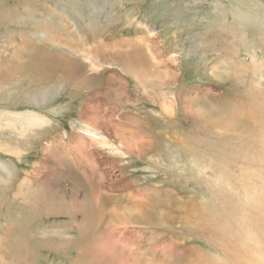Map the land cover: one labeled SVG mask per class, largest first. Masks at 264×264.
Returning a JSON list of instances; mask_svg holds the SVG:
<instances>
[{"label":"rangeland","instance_id":"obj_1","mask_svg":"<svg viewBox=\"0 0 264 264\" xmlns=\"http://www.w3.org/2000/svg\"><path fill=\"white\" fill-rule=\"evenodd\" d=\"M119 42L120 51L141 45L151 67L134 59V76L113 52L95 53ZM65 56L82 64L87 86L68 80V66L61 74L60 66L45 69ZM2 64L11 74L0 69V115L31 110L42 120L0 119V264H72L102 249L89 229L72 227L81 215L51 213L72 196L70 175L87 179L62 163L64 150L76 152L67 141L77 138L105 202L99 235L109 229L125 253L117 261L107 255L114 264H155L171 251L190 264H264V0H0ZM242 95L249 109L233 120L226 110ZM86 101L97 135L79 132ZM37 188L41 199L55 197L45 215L29 208ZM161 194L171 203L156 212L171 216L159 225L154 216L137 221L144 196Z\"/></svg>","mask_w":264,"mask_h":264},{"label":"bare ground","instance_id":"obj_2","mask_svg":"<svg viewBox=\"0 0 264 264\" xmlns=\"http://www.w3.org/2000/svg\"><path fill=\"white\" fill-rule=\"evenodd\" d=\"M123 43H121V42H119V44L118 43H116L115 45H111V47L109 46V45H105L104 43H100L98 46H96V48H95V53H97V54H99L100 56H106L107 55V53L108 52H113L112 53V58L111 59H113V61L114 62H116V64H118V66H120L121 68H123L124 69V71L127 73V74H133V64H132V61L135 59L136 60V65H140L141 66V69H145L144 68V66L145 67H147L148 66V68L149 67H151V65L150 64H148V63H150V60H148V58L149 57H147V55L144 53V49L143 48H141L142 46L141 45H136L135 47H133L132 49H130V50H123V51H120V50H122V47L121 46H123L122 45ZM153 44V47H154V50L155 49H157V47H156V45H154V42L152 43ZM124 45H127L126 44V42H125V44ZM151 45V44H150ZM33 47V46H32ZM121 47V48H120ZM126 47V46H125ZM22 50V49H21ZM120 51V52H119ZM22 52V51H21ZM90 52V51H89ZM28 53V52H27ZM26 53V54H27ZM145 54V55H144ZM18 55V54H17ZM26 56V55H25ZM27 56H28V54H27ZM70 56V55H69ZM30 57V56H29ZM64 57V56H63ZM63 57H62V59H63ZM130 57V61L129 62H126V59H128ZM41 58V57H40ZM65 58H66V56H65ZM28 59V58H27ZM31 59H33V57L31 58ZM59 60H60V57H59ZM27 62L29 61V60H26ZM71 61H73V60H71ZM71 61L69 60V58L67 59L66 58V60L64 61L65 63L63 64V65H61L60 63H58L57 65H54V66H52L50 69H52V68H55V67H58V66H60L61 67V70L59 71L60 73L59 74H61L62 73V71L64 70V69H66L67 68V66H68V76H69V81H71L72 82V84L74 85V86H76V87H78V86H80L81 84H83V85H86V83H87V81H84L83 79H79V77L81 76L80 75V73H81V67H82V64H77L76 66H75V63H74V61H73V63H71ZM30 62V61H29ZM30 64V63H29ZM47 64V63H46ZM60 64V65H59ZM33 65V64H32ZM135 65V66H136ZM64 67H66V68H64ZM119 67V68H120ZM0 69H2L1 70V72H3L2 73V75L1 76H4L5 75V77L6 76H9L10 74H11V67H9V69L7 70V65H4V64H2V65H0ZM5 69V70H4ZM12 69H14V68H12ZM139 70V69H138ZM57 71V72H58ZM37 72V71H36ZM43 72V71H42ZM84 72H86V71H84ZM83 72V73H84ZM53 73V72H52ZM88 73V72H87ZM142 73V72H141ZM147 73V72H146ZM43 74H47L46 72L45 73H43ZM148 74V73H147ZM84 75V74H83ZM89 75V74H88ZM134 75V74H133ZM135 76V75H134ZM137 76V75H136ZM152 76V75H151ZM43 77V76H42ZM131 77V76H130ZM75 78H77V79H75ZM81 78H83V77H81ZM88 78V77H87ZM95 79H97L96 77H94ZM94 78H91V82L90 83H88V86L91 84V85H93V83H92V81L94 80ZM142 78V77H141ZM141 78H140V80H141ZM137 79V78H136ZM145 79H147V76H146V74H145ZM155 85L153 86V87H155L158 83H154ZM123 85V84H122ZM159 85V84H158ZM87 86V85H86ZM124 86V85H123ZM123 86H121L122 88H123ZM140 86V85H139ZM145 86H147L146 84H145ZM103 87V86H102ZM120 87V88H121ZM124 89V88H123ZM149 90V89H148ZM152 90V89H151ZM153 90L154 91H157V92H159L158 90H159V88L158 89H156V88H153ZM94 96V95H93ZM154 96V95H153ZM245 95H242L239 99H242V100H240V103H238V104H236V107H237V109H229V110H226V116H229V117H231L233 120L234 119H236V120H238V121H242V119H243V117L245 116L243 113H242V109L243 108H248L249 109V102H248V99H247V95L244 97ZM250 100V99H249ZM90 103V102H89ZM86 104H88L87 102H86ZM86 104L84 105V107L82 106V110H81V115H82V118H83V124H84V122L86 123L85 125V128L82 130H79V132H83L84 131V136H86V135H88V136H91V135H93V130L89 127V126H87V125H91V123H90V119H88L87 117H86V115H87V110H88V106H86ZM171 105V104H170ZM92 106V105H91ZM169 107V106H168ZM86 111V112H85ZM244 111V110H243ZM29 114H27V115H23V116H25L24 118V121L29 125V122H30V119H32V118H35L36 117V120H37V122H39V119H41V118H39L38 116H35V115H33L32 113H33V111H31V110H29V111H27ZM2 115H0V119H5L4 118V116L5 117H7V118H11V119H13L14 121H17L18 120V118H20V117H22V116H18V117H16V116H13V115H9V114H5V113H1ZM247 116V115H246ZM251 116V115H250ZM247 117H249V116H247ZM252 117V116H251ZM11 119H9V120H11ZM96 119V118H95ZM21 120H22V118H21ZM42 120V119H41ZM245 120H247V119H245ZM20 121V120H19ZM89 121V122H88ZM251 122V121H250ZM22 123V122H21ZM209 123V122H208ZM207 123V124H208ZM214 124V123H213ZM25 126V125H24ZM92 132H91V131ZM78 132V133H79ZM95 133V135H97V133L96 132H94ZM79 135V134H78ZM75 137H76V135H75ZM249 137V136H248ZM73 140L74 139H72V142H73ZM78 142H77V144H75V143H73V146H74V150L76 151V153H77V167L82 171V173L81 174H83V176L85 175L86 176V178L87 179H89V180H87V179H85V180H78V181H75V177L76 176H80V175H77V174H72V175H70L71 176V180H72V186H73V188H72V190L71 191H73V194H72V196L70 197V199H68L69 201L67 202V203H65V202H63V200H62V202H63V204L59 201L57 204L54 202L55 200V197H54V199L53 200H51L52 199V197H51V199H49V198H46V197H48L47 195H46V193H45V197H44V199H41L40 198V196H39V188H37L36 190H34L33 191V196L34 197H32V201H30L28 204H29V208H30V211H36V212H41L42 214H47V213H49V208L55 203V205H56V207L53 209V212H56V211H58V212H60L61 213V211H62V209L66 212H68L69 214H78V215H81V218H82V220H77L76 218L74 219H72V221L73 222H71V225H74V226H72V227H74V228H76V229H78V231L79 230H83V229H89V232L88 233H90V232H92V235H94L92 238L94 239V240H96L95 242H98V243H100L103 247H102V249L99 247V249H95V256H93L92 255V257H88V256H82V258H83V260H78V261H74V263H72V264H77V263H82V261H84V264H114V262L115 261H117V260H120V258H122L123 257V255L125 254L124 252H122L123 250H122V247H121V244L119 243V241H115V240H113L112 238V236L109 234V233H107L108 232V230H105V234L106 235H104V233H103V230H102V235H99V232H98V227L100 228V226L99 225H101V219H102V216H103V206H104V204H105V202H104V200H103V197H101L99 194V192L97 191V189H98V187L100 186V180L98 179V178H96V174H93V168H90L89 167V171L88 172H86V171H84L85 170V167L84 166H88V165H91V159H90V157H89V154H88V148L86 149V151L84 150V148L82 149L81 148V144H83L78 138L76 139ZM86 141H87V139H86ZM247 141H248V139H247ZM250 141H251V139H250ZM84 142V141H83ZM252 142V141H251ZM89 143V142H88ZM84 144H86V143H84ZM88 145V144H87ZM85 147V146H84ZM55 150L56 149H54V148H51L48 152L50 153V152H55ZM51 153V154H52ZM50 155V154H49ZM53 155V154H52ZM48 156V158L50 159L51 158V162H54L56 159H52L53 158V156ZM65 158H66V156L64 155V156H62V163H64V165H65ZM58 161L60 160V159H57ZM58 166V165H57ZM62 171V170H61ZM56 172H57V170H56ZM55 172V173H56ZM66 172V171H65ZM61 174H62V172H61ZM66 174V173H65ZM75 176V177H74ZM88 176V177H87ZM94 176H95V178H94ZM81 177V176H80ZM182 186V185H181ZM180 186V187H181ZM182 188V187H181ZM50 189V188H49ZM69 189V188H68ZM82 189V191L81 192H83L82 194L84 195V199L82 200V201H79V200H77V198H79L78 196H76L75 197V195H77V194H79L80 193V190ZM96 190V193H97V195H98V198H99V200L96 198V196H95V190ZM100 190V189H99ZM181 190V189H180ZM49 193V192H48ZM67 193V192H66ZM40 194L42 195V191L40 190ZM61 194V193H60ZM59 194V195H60ZM70 194V193H69ZM82 196V195H81ZM144 197H147V203H148V206H146V208H145V210H144V212L140 215V214H138V215H135L134 216V218L137 220V221H139V222H146V221H148V222H152V221H155L154 223H156L157 225H159V223L158 222H162V218H164V216H162V213H161V211H159L160 213H161V215H159L157 212H156V210L158 209V208H162V206H167V204H170L171 202H170V200H168V199H163L162 198V194L160 195V196H156V195H152V196H148V195H146V196H144ZM40 198V199H39ZM134 199V198H133ZM140 200H141V198H139ZM75 200H77V201H75ZM137 201H138V199H136ZM191 200H193V199H191ZM195 200V199H194ZM92 201H93V203H92ZM130 201V200H129ZM131 203H132V200L130 201ZM45 203H47V205H45ZM142 203V202H141ZM180 203V202H179ZM182 203V202H181ZM184 203V202H183ZM187 203V202H186ZM193 203V202H192ZM194 203H195V201H194ZM27 204V205H28ZM88 204V205H87ZM136 204H137V202H136ZM177 204H178V202H177ZM188 204V203H187ZM197 204V203H196ZM37 205H40V206H43V207H40L39 208V206H37ZM184 205V204H183ZM189 205H191V204H189ZM189 205H186V206H189ZM132 206H133V203H132ZM195 206V205H194ZM139 207H140V205H139ZM174 207V206H173ZM191 207V206H190ZM196 207V206H195ZM37 208H39V209H37ZM87 208V209H86ZM134 208V207H133ZM166 208H168V206L166 207ZM192 208V207H191ZM169 209V208H168ZM139 210H140V208H139ZM138 210V211H139ZM170 210H172V208L170 209ZM134 211H137V210H134ZM173 211H175V210H173ZM194 211L196 212V209L195 210H193L192 212H193V215H194ZM163 212V211H162ZM184 212H185V210H184ZM52 213V212H51ZM172 213V212H171ZM178 213V212H177ZM181 213V212H180ZM121 214V213H120ZM129 214V213H128ZM164 214V213H163ZM172 214H174V213H172ZM177 216H178V214H176ZM172 216L171 218L172 219H177L176 217L177 216ZM190 215L192 216V214H191V212H190ZM74 216V215H73ZM114 216H116V214L114 215ZM152 216H154L155 218H153ZM166 216H171V214H170V211H167V213H166ZM165 216V217H166ZM182 216V215H181ZM186 216H187V214H186ZM88 217V218H87ZM120 217V216H119ZM152 217V218H151ZM196 217V215L194 216V218ZM152 219V221H151V219ZM179 218H180V216H179ZM87 219H89L90 221H91V223H90V225H89V223H88V220ZM154 219V220H153ZM168 219V218H167ZM185 219V218H184ZM189 219H192L193 220V218H189ZM179 220V219H178ZM164 221H165V219H164ZM167 221V220H166ZM194 221V220H193ZM196 221V220H195ZM181 222V221H180ZM103 223V222H102ZM153 223V222H152ZM168 223H169V221H168ZM182 223H183V221H182ZM206 223V222H205ZM171 224H173V223H171ZM191 224V223H190ZM198 224V223H197ZM207 224V223H206ZM162 225V224H161ZM167 226H169V225H167ZM186 226V225H185ZM199 225H197V227H198ZM200 226H201V224H200ZM203 226H205V224L203 225ZM207 226V225H206ZM206 229V228H205ZM209 229H211V228H209L208 227V230ZM214 229V228H213ZM160 230H161V228H160ZM201 230V229H200ZM217 230H219V231H221L220 229H217ZM107 231V232H106ZM205 231V230H204ZM214 231V230H213ZM94 232V233H93ZM211 232L212 231H209L208 233H210L211 234ZM218 232V231H217ZM214 234H215V231H214ZM99 236H101L102 238H100ZM210 236V235H209ZM262 236V241H264V234L263 235H261ZM10 237V236H9ZM211 237V236H210ZM4 239V238H3ZM10 239H14V237L12 238V237H10ZM212 239V238H211ZM216 239V238H215ZM218 240V239H217ZM103 241V242H102ZM106 241H115V242H111V243H107ZM214 241V240H213ZM262 243V242H261ZM222 244V243H221ZM60 245H56V247H59ZM96 247L98 246V245H95ZM264 246V245H263ZM65 247H67V245L65 246ZM227 247H229V245H221V250H224V249H226L227 250ZM230 247H231V245H230ZM229 247V248H230ZM234 247V246H233ZM61 248H64V247H61ZM216 248V247H215ZM191 250H190V253H192V252H195L196 250L195 249H193V248H190ZM89 250V249H88ZM186 250V249H185ZM230 250V249H229ZM153 251V250H152ZM92 252V251H91ZM219 252V251H218ZM236 252V251H235ZM190 253H189V255H190ZM92 254H94L93 252H92ZM131 254V253H130ZM188 254V253H187ZM196 254V256L197 255H201L200 253H194V255ZM231 254V253H230ZM229 254V255H230ZM97 255H99V256H97ZM107 255H109V256H111V257H113L114 258V260H111V259H108V256ZM135 255V254H134ZM232 255V254H231ZM231 255H230V258H231ZM224 256H226V255H224ZM125 257V256H124ZM127 257V256H126ZM125 257V258H126ZM139 257V256H138ZM150 257V256H149ZM183 257V256H182ZM182 257H180L179 256V254L176 252V251H171L170 253H164V255H163V257H161V260L159 261V262H157V263H155V264H190L189 263V261L187 260V259H185V258H182ZM189 257H191V255L189 256ZM102 258V260H100ZM151 258V257H150ZM255 258V257H254ZM154 260V259H153ZM216 260V259H215ZM214 260V261H215ZM234 260V259H233ZM128 261V260H127ZM131 261H133V259L131 260ZM221 261H222V259H221ZM224 261V260H223ZM236 261V260H235ZM237 261H239L238 259H237ZM119 262V261H118ZM219 262V261H218ZM122 263V262H121ZM256 263H257V261H256ZM123 264H125V263H123ZM128 264H129V262H128ZM192 264H196V262H194V263H192ZM232 264H235V262H233ZM259 264V263H258Z\"/></svg>","mask_w":264,"mask_h":264},{"label":"crops","instance_id":"obj_3","mask_svg":"<svg viewBox=\"0 0 264 264\" xmlns=\"http://www.w3.org/2000/svg\"><path fill=\"white\" fill-rule=\"evenodd\" d=\"M49 68H51V66H48V67H46L45 69H49ZM108 81V80H107ZM107 84V86H106V88H108V84H109V82H107L106 83ZM113 86H114V83H113ZM110 88H111V90H113L112 89V86H111V84H110ZM108 90H110V89H108ZM110 90V94H111V91ZM107 94V93H106ZM110 94H107V96H108V98H110ZM107 100V99H106ZM106 100H105V102H106ZM87 102V101H86ZM91 102V101H90ZM80 104H83V99L80 101ZM86 104V103H85ZM84 104V105H85ZM83 106V105H82ZM104 110H106L107 109V111H109V110H111V108H110V106L108 105V103H105L104 104ZM26 112V111H25ZM9 115H13V116H16V117H18V116H23V115H18V114H16V112L15 113H13V112H11V113H9ZM27 115V114H26ZM41 121V120H40ZM46 125H50V127H52L53 126V122L52 121H50V122H47V123H45ZM56 142H57V140H55ZM55 142V143H56ZM67 147L68 146H72V144H73V142H71V139L70 140H68L67 141ZM52 145V144H51ZM91 152V151H90ZM92 153V152H91ZM64 154H65V156H66V158H65V160H67V167H66V165H65V170L67 169L69 172H74V171H77V170H79V168H75V159L76 158H78L77 157V153L76 152H72L70 149H68V150H64ZM94 154V153H93ZM93 156V155H92ZM94 157V156H93ZM75 168V169H74ZM78 175V174H77ZM75 177V176H74ZM89 180V179H88ZM52 213H54V212H52ZM47 242V241H46ZM45 246H49V244H48V242L47 243H45L44 244ZM51 245H53L54 247L56 246V245H54V244H51ZM58 245H61V243L60 244H58Z\"/></svg>","mask_w":264,"mask_h":264}]
</instances>
